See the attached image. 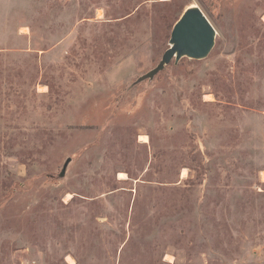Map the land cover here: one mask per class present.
<instances>
[{
    "label": "rangeland",
    "instance_id": "1",
    "mask_svg": "<svg viewBox=\"0 0 264 264\" xmlns=\"http://www.w3.org/2000/svg\"><path fill=\"white\" fill-rule=\"evenodd\" d=\"M0 264H264V0H0Z\"/></svg>",
    "mask_w": 264,
    "mask_h": 264
},
{
    "label": "water",
    "instance_id": "2",
    "mask_svg": "<svg viewBox=\"0 0 264 264\" xmlns=\"http://www.w3.org/2000/svg\"><path fill=\"white\" fill-rule=\"evenodd\" d=\"M216 34L212 23L199 6L188 7L174 25L170 48L164 53L161 62L152 71L140 77L139 82L153 80L172 62L177 64L183 59H206L215 47ZM71 161L72 159H68L64 164L61 177L66 175Z\"/></svg>",
    "mask_w": 264,
    "mask_h": 264
},
{
    "label": "bare ground",
    "instance_id": "3",
    "mask_svg": "<svg viewBox=\"0 0 264 264\" xmlns=\"http://www.w3.org/2000/svg\"><path fill=\"white\" fill-rule=\"evenodd\" d=\"M99 15H101V13H99ZM143 140H144V138H143ZM183 175H185V173Z\"/></svg>",
    "mask_w": 264,
    "mask_h": 264
}]
</instances>
